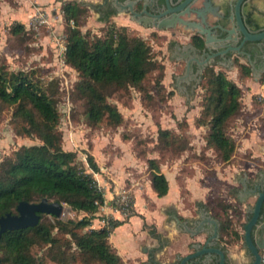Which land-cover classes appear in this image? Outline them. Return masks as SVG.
I'll use <instances>...</instances> for the list:
<instances>
[{"label":"trees","instance_id":"16d2710c","mask_svg":"<svg viewBox=\"0 0 264 264\" xmlns=\"http://www.w3.org/2000/svg\"><path fill=\"white\" fill-rule=\"evenodd\" d=\"M97 6L93 7L100 13V21L106 24L102 36L79 29L80 3L68 0L63 4L66 22L63 57L78 74L73 90L76 98L84 103L87 122L94 126L101 122L118 126L123 117L116 105L108 101L109 90L132 87L141 91L148 74L154 71L159 72L160 83L164 66L156 60L146 39L131 35L125 26H116L109 21L114 15L113 8L104 11L98 10ZM10 33L26 34L24 24L14 22ZM234 65L240 79L251 76L248 64L235 57ZM55 83L54 80H41L36 68L10 70L6 60L0 57V111L3 107H10L15 133L40 141V144L20 146L1 160L0 216L17 213L19 201L38 202L44 197L85 215L61 220L41 213L35 226L5 231L0 237V264H45V257L58 264H126L109 241L112 230L123 221L108 218L103 226L90 227L98 204L105 201L104 191L92 176L93 172L99 171V166L93 155L87 153L90 173L77 162L76 152L62 148ZM198 85L202 89V100L195 123L205 128V147L213 150L221 162H228L237 145L227 128L243 109L242 90L225 72L215 70L214 65L202 70ZM156 139L157 145L178 153L190 149L187 137L168 128H158ZM146 164L152 190L158 197L166 195L169 184L158 159L146 158ZM196 205L209 208L201 202ZM216 205L222 213V216L216 215L219 241L231 244L242 240L241 245L245 247L243 235L232 223L233 214L241 218L240 210L231 202ZM250 216L251 212L245 221ZM243 225L244 222L240 224L241 228ZM150 232L158 236L154 229ZM35 246L44 249L43 257L32 254L31 249ZM222 249L227 250L225 244ZM217 261L215 258L213 264ZM228 261L226 256L225 264ZM172 264H178V260Z\"/></svg>","mask_w":264,"mask_h":264},{"label":"rangeland","instance_id":"374dc122","mask_svg":"<svg viewBox=\"0 0 264 264\" xmlns=\"http://www.w3.org/2000/svg\"><path fill=\"white\" fill-rule=\"evenodd\" d=\"M67 1L0 0V57L6 60L10 70L36 68L41 80L56 82L57 87L54 90H56V105L60 114L58 129L62 134V148L76 152L77 162L90 173L92 171L88 168L86 154L93 155L101 168L98 172H93L92 176L104 193L114 188L113 174L108 169L112 161H117V158L129 160L130 162L124 165L127 170L132 167L130 163L133 157L140 160L139 164L146 167L143 173L146 174L143 179L146 182L149 173L146 158H156L160 168L162 165L171 166L170 171L175 170L179 180L190 178V182L203 186L202 191L207 206L213 214L222 216L217 203H227L231 200V203L236 204L234 195L243 179L247 177L253 182L258 178L259 173L264 175V93H262L264 73L257 78H254L253 74L246 79H240L231 72L228 73L214 66L215 70L225 72L227 77L237 83L242 90L243 109L235 120L229 122L227 128V133L236 141V150L233 157L223 163L213 150L205 147L203 140L205 128L195 123L202 100L198 77L197 82L187 91H182L178 85L182 61L176 60L170 49L169 45L175 41L171 32L146 28L131 21L126 15L118 13L111 16L109 21L116 26H125L131 35L146 39L151 45L156 60L164 66V76L158 83L159 72H151L144 81L141 91L132 87L109 90L108 101L116 105L123 122L118 126H109L105 122L91 125L85 118L83 101L74 95L73 89L79 79L78 74L74 68L65 63L61 53L66 38V22L62 6ZM75 1L82 7L78 17L79 29L82 32L102 36L106 24L100 21V13L93 7L102 0ZM40 18L49 20V23L40 21ZM14 22L24 24L26 34H11L10 26ZM176 32L178 31L174 32L175 36ZM247 79L248 85H246ZM11 113L10 107H3L0 111V162L20 146L40 144L35 137L15 133L11 124ZM158 128H168L187 137L190 141V149L178 153L172 148L157 145ZM117 173L114 175H118ZM127 187L123 184L122 187L114 190L112 198H104L107 202L112 201L117 193L127 191L132 203L131 208L126 213L115 212L112 208L110 210L98 208L93 215L97 222H93L92 219L91 228L102 226L100 219L103 217L117 220L112 213H117L122 220L132 215L133 195ZM180 191L184 201L187 202L186 206L194 209L195 201H188V190L182 187ZM246 199L249 205L250 202H254L255 196L248 195ZM109 211L112 213H108ZM84 215L85 213L72 211L63 204L59 218L78 219ZM241 220L242 216L239 218L237 214H233L232 223L236 230L241 229ZM31 252L38 257H43L45 253L44 249L36 246L32 247ZM44 260L45 264H58L47 257Z\"/></svg>","mask_w":264,"mask_h":264},{"label":"water","instance_id":"95a60500","mask_svg":"<svg viewBox=\"0 0 264 264\" xmlns=\"http://www.w3.org/2000/svg\"><path fill=\"white\" fill-rule=\"evenodd\" d=\"M117 13L124 6L118 1ZM127 5L131 7V3ZM150 20L158 30L182 29L195 32L204 39L202 48L191 45L193 53L181 63L178 85L182 91L192 88L198 73L208 65L233 63L230 54L246 57L250 67L264 68V0H155L150 11ZM135 15L132 16L134 19ZM200 50L198 52H195ZM218 57V62L213 58ZM229 57V58H228ZM199 80V78H198ZM251 192L255 202L251 216L243 225V242L252 260L249 264H261L260 250L264 249V188L255 186ZM63 204L42 198L38 202L19 201L16 212L0 216V237L7 230L35 226L40 214L59 218ZM203 221L212 224V232L201 244L192 243L191 252L178 257V264H210L215 257L217 264H225L226 251L214 244L219 237L217 219L205 216ZM186 228V223H180Z\"/></svg>","mask_w":264,"mask_h":264},{"label":"crops","instance_id":"0c3cea01","mask_svg":"<svg viewBox=\"0 0 264 264\" xmlns=\"http://www.w3.org/2000/svg\"><path fill=\"white\" fill-rule=\"evenodd\" d=\"M176 33V36H172V39H175V41L173 40V43H175L174 47H177L178 50L181 49V46H183V49L188 48V37L184 34H180L182 35L180 36L178 32ZM239 60L250 65L246 57H240ZM214 66L228 73L231 72L239 78L236 66L229 60ZM262 73H264V69H255L254 66L251 75L254 74V78H257ZM248 83L249 80L247 79L246 85ZM116 160L112 161L108 166V169L113 174L112 182L114 183V188L112 191L104 193V197L106 199L112 198L114 190L119 189L123 184L128 186L127 188L130 189L133 195L134 213L127 219L122 220V217L117 213L108 212L112 213L115 219L123 221L122 224L112 230L109 235V241L126 264H172L178 260V257L191 252L190 245L192 243L199 242L202 244L205 241L212 232V224L207 221L202 222V220L205 216L217 218L210 208L196 205V202H201L203 205L207 204L204 200L203 186H197L195 182H190V178L179 180L177 178L178 173L175 170L170 171L171 166L163 167L162 165L161 172L168 180L169 189L166 195L158 197L150 186L149 173L146 182L143 180L146 175L143 174L146 167L139 164L140 160L133 157L130 163L132 167L127 170L124 165L130 162L129 160L125 158L123 160L117 158ZM97 161L99 162V160ZM98 166L100 169V164ZM168 167L169 169H167ZM116 172H118V175H114ZM257 177L253 182L247 177L243 180H247L252 185L258 183L259 179H261L262 184L260 186L264 188V175L259 173ZM241 186L245 188L246 183L242 181L238 190L241 189ZM182 187L189 192L188 201H195L194 209L186 206L187 202L184 201L180 193ZM248 195L254 196L251 191H249V194H243L242 197L238 193L234 195L236 200L239 201L235 205L242 212V222H245L246 215L250 213L255 202V200L250 202L249 206L245 201ZM93 222L96 223L97 219H93ZM181 222L186 223V228L180 224ZM150 229H154L158 236H154ZM238 231L240 234L243 233L242 228ZM213 242L217 245L220 242L219 238ZM241 242L242 240L238 243L227 244L220 242L218 244L221 246L225 244L227 247L225 251L229 260L228 264H249L251 262V256L245 247L241 245ZM214 260L215 257L210 261V264H213Z\"/></svg>","mask_w":264,"mask_h":264},{"label":"flooded vegetation","instance_id":"af4514ba","mask_svg":"<svg viewBox=\"0 0 264 264\" xmlns=\"http://www.w3.org/2000/svg\"><path fill=\"white\" fill-rule=\"evenodd\" d=\"M114 1L115 0H102V2H100L96 8L98 10L103 9L104 11H108L110 8H113L114 9V15L113 16H115L116 14H118L117 10H116V8L118 6L114 5ZM118 1L122 4V6L125 7L122 14L126 15L128 17V19H130L131 21H133V22H135L141 26H144L146 28H156L155 25H153L151 23L150 13H149V11H150L155 0H118ZM127 3L128 4L131 3V7H129L127 5ZM133 15H135L134 19H132ZM167 31H170L172 36L174 35L175 31H178L181 34H184L188 37V43H187L188 48H186V49H183L182 48L183 46H181V49L178 50L177 47H174L175 43H173V42L171 43V45H169V46H171L170 49H171L172 53L174 54L176 60L183 61L186 55L193 53V51L191 49V45H195V46L202 48V46L199 42H201L204 38L195 32L182 30V29H173V28L169 29ZM198 51H200V50H197L195 52H198ZM229 56H230V58L232 57V60L234 63V58L236 56H233L232 54H230ZM237 58H240V57H237ZM218 59H219L218 57H214L212 61L218 62ZM249 67H250V65H249ZM255 69H259V68L255 67ZM261 69H264V68H261ZM251 72H252V70H251ZM199 76L200 75H198V78H199ZM243 182L246 183V187L243 188L241 186V189L237 191L238 195L241 197L243 196V194H245V195L249 194V191H251L255 186L263 189L260 186L262 184L261 179H259L258 183L252 184V185L249 182H247V180H243Z\"/></svg>","mask_w":264,"mask_h":264},{"label":"built area","instance_id":"2783aa9c","mask_svg":"<svg viewBox=\"0 0 264 264\" xmlns=\"http://www.w3.org/2000/svg\"><path fill=\"white\" fill-rule=\"evenodd\" d=\"M42 22H46L49 23V20L44 19V18H40ZM70 24L72 25L73 22L71 21ZM65 50V47H63L62 52L63 53ZM96 204H98L97 202H95ZM131 199H130V195L128 194L127 191H122L120 193H117L116 196L114 197V199L111 201H109V203L106 201H104V203L102 204H98V208H112L115 212L118 213H126L130 208H131ZM108 206V207H106ZM108 217H103L100 219V222L102 223V226L104 224H106ZM260 256H261V264H264V249L261 250L260 252Z\"/></svg>","mask_w":264,"mask_h":264}]
</instances>
